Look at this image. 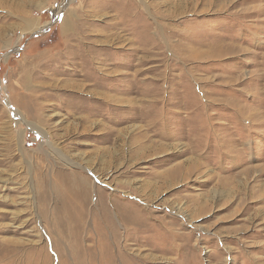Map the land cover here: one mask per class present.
Here are the masks:
<instances>
[{
    "label": "rangeland",
    "instance_id": "obj_1",
    "mask_svg": "<svg viewBox=\"0 0 264 264\" xmlns=\"http://www.w3.org/2000/svg\"><path fill=\"white\" fill-rule=\"evenodd\" d=\"M0 264H264V0H0Z\"/></svg>",
    "mask_w": 264,
    "mask_h": 264
}]
</instances>
